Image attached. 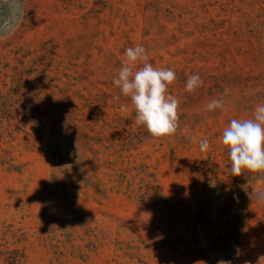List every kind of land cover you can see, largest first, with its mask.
I'll use <instances>...</instances> for the list:
<instances>
[{"label": "rangeland", "instance_id": "1", "mask_svg": "<svg viewBox=\"0 0 264 264\" xmlns=\"http://www.w3.org/2000/svg\"><path fill=\"white\" fill-rule=\"evenodd\" d=\"M137 44L176 74L174 135L152 138L115 99ZM258 104L264 0H0V250L18 264H264V178L231 176L221 144Z\"/></svg>", "mask_w": 264, "mask_h": 264}, {"label": "clouds", "instance_id": "2", "mask_svg": "<svg viewBox=\"0 0 264 264\" xmlns=\"http://www.w3.org/2000/svg\"><path fill=\"white\" fill-rule=\"evenodd\" d=\"M121 65L112 81L119 89L115 99L123 96L130 101L135 124L142 126L152 138L174 135L178 128L180 103L168 93L169 85L176 80L174 70L153 67L142 44L128 47ZM202 83L199 74H192L187 78L185 91L192 93ZM229 92L228 88L224 89V95ZM223 108L222 99H213L206 105L208 111ZM121 110L127 112L128 107L122 105ZM221 144L230 161L231 176L248 173L264 178V104L255 107L251 118L232 119L222 132ZM209 146L207 137L199 141L201 153L207 152ZM259 202L264 203V198Z\"/></svg>", "mask_w": 264, "mask_h": 264}, {"label": "trees", "instance_id": "3", "mask_svg": "<svg viewBox=\"0 0 264 264\" xmlns=\"http://www.w3.org/2000/svg\"><path fill=\"white\" fill-rule=\"evenodd\" d=\"M22 257L23 253L18 249L0 250V258H2L6 264H18Z\"/></svg>", "mask_w": 264, "mask_h": 264}]
</instances>
